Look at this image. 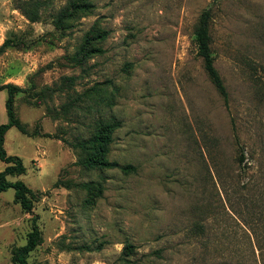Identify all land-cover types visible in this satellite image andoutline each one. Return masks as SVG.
<instances>
[{
  "label": "rangeland",
  "instance_id": "374dc122",
  "mask_svg": "<svg viewBox=\"0 0 264 264\" xmlns=\"http://www.w3.org/2000/svg\"><path fill=\"white\" fill-rule=\"evenodd\" d=\"M24 1L0 0V89H21L25 128L5 135L24 168L6 181L34 198L0 192V264L34 224L31 264H264V0H37L36 22ZM207 9L226 105L196 54ZM98 119L120 121L108 158L134 173L77 164Z\"/></svg>",
  "mask_w": 264,
  "mask_h": 264
},
{
  "label": "trees",
  "instance_id": "16d2710c",
  "mask_svg": "<svg viewBox=\"0 0 264 264\" xmlns=\"http://www.w3.org/2000/svg\"><path fill=\"white\" fill-rule=\"evenodd\" d=\"M72 0L69 6L74 2ZM42 3L40 1H24L18 6L21 14L30 22H36L38 20V12ZM66 12L63 10L59 13L56 19L57 26H60L61 20L65 17ZM212 16L209 9L204 10L195 25L194 28V43L196 45V54L202 60L204 72L222 98L224 104L228 102V93L220 74L214 65V57L211 49V37H210V22ZM103 38L104 34L99 35ZM87 40L90 41L89 37ZM6 46V43L1 47ZM101 49H90L86 55L90 56L94 53H101ZM6 90L7 100L5 102V109L7 115V122L0 125V161L7 165V167L0 172V192H6L10 189L14 190L15 201L21 206V209L29 212L32 208L33 193L25 187V185L18 181L10 183L6 181L7 176H18L23 173L24 168L19 158L14 156H8L4 149L5 135L11 128L18 129L20 132L25 133V128L20 124L16 118L14 111V96L21 89L13 85H5L1 87L0 91ZM48 90H50L48 88ZM104 98V97H102ZM105 100V99H103ZM107 107L113 105L111 100L106 101ZM121 127L120 121L115 119H98L94 121L91 127L89 137L85 140L78 141L73 147L81 152V157L78 161V165L86 170H111L119 169L124 175H128L135 172V167L132 165L120 166L116 162L109 160L108 156L110 148L113 143V135L116 130ZM240 163L244 161V153L241 152ZM102 192L101 186L96 188V194L100 195ZM42 242L40 232L37 226L34 224L32 231L28 234L27 240L24 246L16 249L13 253V264H31L28 261L29 255L39 246ZM134 247L127 244L124 248V255L130 256L133 254Z\"/></svg>",
  "mask_w": 264,
  "mask_h": 264
}]
</instances>
